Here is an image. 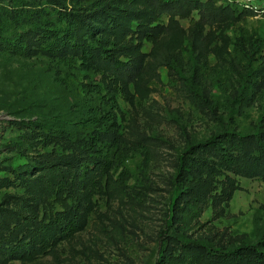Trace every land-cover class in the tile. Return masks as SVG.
Returning a JSON list of instances; mask_svg holds the SVG:
<instances>
[{
  "label": "trees",
  "instance_id": "trees-1",
  "mask_svg": "<svg viewBox=\"0 0 264 264\" xmlns=\"http://www.w3.org/2000/svg\"><path fill=\"white\" fill-rule=\"evenodd\" d=\"M53 2L58 9L48 8V0L0 2V63L8 67L37 56L58 66L79 64L102 72L113 91L128 99L131 86L146 91L152 73L170 65L158 60L155 47L173 39L171 43L186 42L196 51L204 67L183 84L184 96L194 107L214 118L224 113L236 125L244 109L261 99L256 96L264 95V43L259 34L242 27L235 38L219 40L206 30L255 17L238 5L219 0H101L95 3L96 15L104 22L98 26L81 13L62 11V0ZM195 11L199 18L179 29L177 17ZM163 15L169 17L168 24L155 23ZM147 42L153 44L148 53L143 51ZM210 55L216 59L214 66L209 65ZM209 79L218 84L217 98L207 93ZM110 100L90 106L76 122L85 128L77 134L70 128L48 131L35 124L25 135L21 153L30 171L15 176L20 193L0 204V264L34 262L84 229L91 210L87 203L104 182L108 185L113 168L117 137L108 136L114 126L107 109ZM225 171L264 181V129L227 130L189 145L177 161L174 206L200 213L210 201L217 206L222 197L231 198V191L216 192V179ZM252 235L253 241L233 248L203 242L182 246L191 264H264V230Z\"/></svg>",
  "mask_w": 264,
  "mask_h": 264
},
{
  "label": "rangeland",
  "instance_id": "rangeland-1",
  "mask_svg": "<svg viewBox=\"0 0 264 264\" xmlns=\"http://www.w3.org/2000/svg\"><path fill=\"white\" fill-rule=\"evenodd\" d=\"M62 1V11L81 13L93 25L104 23L96 15L95 3L101 0ZM52 3L48 0V8H59ZM198 18L195 11L176 20L179 29H187ZM155 19L164 25L169 22L166 15ZM242 27L257 32L264 43V15L206 30L221 40L226 35L235 38ZM172 41L164 40L155 47L158 60L170 65L152 73L146 91L131 86L128 99L113 91L102 72L79 64L58 66L50 58L47 63L37 56L8 67L0 63V204L20 193L15 176L30 171L21 147L35 124L42 130L70 128L77 134L85 128L76 122L87 115L90 106L111 99L107 109L114 126L108 136L116 133L117 137L108 185L104 182L87 203L91 210L84 229L34 262L11 264H191L182 242L233 248L253 241L254 231L264 230V181L258 177L225 171L216 179V192L231 191V198L222 197L217 206L210 201L200 213H192L186 205L174 206L179 186L173 178L182 152L223 131L263 130L264 95L256 96L261 99L244 109L236 125L224 113L214 118L209 111L194 107L182 88L204 67L186 42ZM152 47L147 42L143 51L148 53ZM215 64L210 55L209 65ZM206 87L208 94L219 97L216 82L209 79Z\"/></svg>",
  "mask_w": 264,
  "mask_h": 264
},
{
  "label": "built area",
  "instance_id": "built-area-1",
  "mask_svg": "<svg viewBox=\"0 0 264 264\" xmlns=\"http://www.w3.org/2000/svg\"><path fill=\"white\" fill-rule=\"evenodd\" d=\"M225 3H231L250 11L255 16L264 15V0H219Z\"/></svg>",
  "mask_w": 264,
  "mask_h": 264
}]
</instances>
